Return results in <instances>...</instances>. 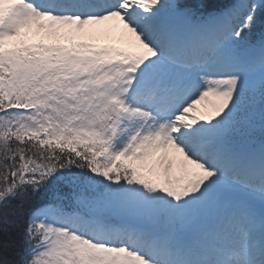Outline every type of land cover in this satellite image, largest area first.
<instances>
[{
  "label": "snow or ice",
  "instance_id": "6c2138e0",
  "mask_svg": "<svg viewBox=\"0 0 264 264\" xmlns=\"http://www.w3.org/2000/svg\"><path fill=\"white\" fill-rule=\"evenodd\" d=\"M0 264H264V0H0Z\"/></svg>",
  "mask_w": 264,
  "mask_h": 264
},
{
  "label": "rangeland",
  "instance_id": "374dc122",
  "mask_svg": "<svg viewBox=\"0 0 264 264\" xmlns=\"http://www.w3.org/2000/svg\"><path fill=\"white\" fill-rule=\"evenodd\" d=\"M133 51H135V49H133Z\"/></svg>",
  "mask_w": 264,
  "mask_h": 264
}]
</instances>
